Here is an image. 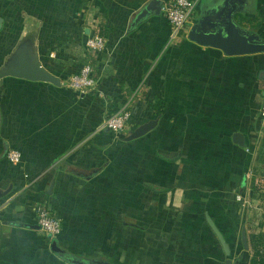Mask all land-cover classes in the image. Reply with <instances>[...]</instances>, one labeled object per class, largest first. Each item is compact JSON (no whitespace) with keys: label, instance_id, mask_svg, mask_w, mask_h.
Instances as JSON below:
<instances>
[{"label":"crops","instance_id":"obj_1","mask_svg":"<svg viewBox=\"0 0 264 264\" xmlns=\"http://www.w3.org/2000/svg\"><path fill=\"white\" fill-rule=\"evenodd\" d=\"M165 1L0 0V67L27 44L61 81L0 79V264H74L51 250L53 239L86 264L244 261L236 240L249 224L245 173L264 135V53L227 56L188 33L197 16L236 3V21L264 39V0H197L172 42ZM95 28L106 41L92 54ZM88 60L94 88L70 89L66 78ZM127 107L131 132L155 122L131 141L103 128ZM8 149L20 151L17 164ZM41 206L60 218L57 237L28 226Z\"/></svg>","mask_w":264,"mask_h":264},{"label":"water","instance_id":"obj_2","mask_svg":"<svg viewBox=\"0 0 264 264\" xmlns=\"http://www.w3.org/2000/svg\"><path fill=\"white\" fill-rule=\"evenodd\" d=\"M237 6L236 3H229L226 7L211 9L209 13L204 14L191 26L188 39L201 46L218 49L227 56L264 53V39L258 33L243 28L236 21L234 14L238 10ZM9 76L29 81L48 82L56 86L61 85L60 79L41 64L38 56L31 52L27 44L19 47L8 63L0 69V79ZM154 125L155 122H150L139 126L126 137V140L131 141L143 137ZM233 140L239 145H244L245 139L241 133H235ZM206 219L217 236L224 253L230 256L231 248L222 232L208 214ZM28 226L40 229L38 224ZM240 241L243 249L249 251L250 245L246 225L241 228ZM50 247L54 253L64 257L71 263L86 264L66 256V251L56 239L52 240Z\"/></svg>","mask_w":264,"mask_h":264},{"label":"built area","instance_id":"obj_3","mask_svg":"<svg viewBox=\"0 0 264 264\" xmlns=\"http://www.w3.org/2000/svg\"><path fill=\"white\" fill-rule=\"evenodd\" d=\"M197 8V0H166L162 4V12L169 24L170 33L169 41H176L186 31L187 27L192 23ZM105 37L102 29L95 28L90 34L85 43V49L90 53H96L102 51L105 47ZM96 81L93 77V68L90 63L81 67L75 75L70 78V86L75 90H89L94 88ZM259 119L261 124V130L264 132V93L259 110ZM132 121V113L129 107L112 113L103 123V128H107L114 133L124 130ZM7 159L12 164H17L21 160V153L16 149L9 150L7 153ZM245 179L248 183V188L251 187V183L254 185H261L264 187V168L257 166L255 170L250 168L245 173ZM264 192L263 188H258ZM250 192V189H248ZM252 195L244 197L245 203L251 206ZM37 224L40 229L44 231L50 237H57L62 232V222L54 215L48 208L39 207L37 211Z\"/></svg>","mask_w":264,"mask_h":264},{"label":"rangeland","instance_id":"obj_4","mask_svg":"<svg viewBox=\"0 0 264 264\" xmlns=\"http://www.w3.org/2000/svg\"><path fill=\"white\" fill-rule=\"evenodd\" d=\"M204 15V14H203ZM203 15H199L196 17L197 20H199ZM88 55V54H87ZM89 56V55H88ZM91 58V57H90ZM10 60V59H9ZM8 63V62H7ZM7 63L3 64L0 69L5 66ZM87 63H90L91 66H92V63H91V60H88ZM86 63V64H87ZM85 64H83L82 66H84ZM81 66V67H82ZM80 67V69H81ZM93 68V67H92ZM79 69V71H80ZM76 73L70 75L69 77L66 78L65 80V85H67L70 89H73L75 90L74 88H72L69 84H70V78L75 75ZM93 89V88H92ZM91 90V89H89ZM78 92H82L81 90H76ZM88 90H85L84 92H86ZM83 92V93H84ZM133 119V118H132ZM132 121L130 122V124L122 131L120 132H117L116 134L117 135H121V134H124L126 133V137L130 134V130H131V126H132ZM138 128V127H137ZM261 146V144H260ZM260 146L258 147V150L260 149ZM9 150H12V149H8L6 151V156H7V153ZM17 150V149H16ZM257 150V153L258 154V151ZM264 151V150H263ZM257 163L255 165H253L252 167L250 168H253V170H255V168L257 166H261L262 168H264V156H263V153L260 154V156H257ZM249 168V169H250ZM251 183V187L250 188H247V189H250V192H248V196L249 194L252 195L251 197V200H252V203L250 204L251 206H249V209H248V220H249V224H246V225H249V229H250V233H258L259 231L263 230L264 229V192L260 191L258 188H263L261 185H254L253 182H250ZM247 186H248V183H247ZM249 191V190H247ZM52 212V210H50ZM53 213V212H52ZM54 214V213H53ZM55 215V214H54ZM60 219V218H59ZM248 223V222H247ZM236 243L238 244V247H239V251H235V256L239 255V253H245V250L242 249V245H241V241L238 239L236 240ZM238 250V249H236ZM247 252V251H246Z\"/></svg>","mask_w":264,"mask_h":264},{"label":"trees","instance_id":"obj_5","mask_svg":"<svg viewBox=\"0 0 264 264\" xmlns=\"http://www.w3.org/2000/svg\"><path fill=\"white\" fill-rule=\"evenodd\" d=\"M243 21V18L240 19V21ZM241 21V22H242ZM150 107L155 110L157 114L162 112L163 108V101L162 99L156 100L153 104L150 105ZM264 135L261 137V146L259 149V156L261 153H263L264 156ZM249 227L247 225V234H248V240L250 249L249 251H245L243 253L244 258L241 256L240 260L244 259V261L241 264H264V229L259 231L258 233H250ZM242 245V244H241ZM243 249V246H241ZM240 264V263H238Z\"/></svg>","mask_w":264,"mask_h":264}]
</instances>
